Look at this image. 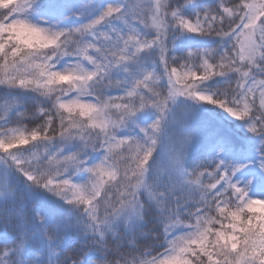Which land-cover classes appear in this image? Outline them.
I'll return each instance as SVG.
<instances>
[{
	"label": "trees",
	"instance_id": "16d2710c",
	"mask_svg": "<svg viewBox=\"0 0 264 264\" xmlns=\"http://www.w3.org/2000/svg\"><path fill=\"white\" fill-rule=\"evenodd\" d=\"M255 7L260 9L259 17L243 29ZM41 9L45 19L55 18L50 3L42 4ZM165 13L170 30L162 53L150 49L138 64L129 63L123 73L113 76L110 85L115 91L99 87L94 97L116 118L132 108L135 114L149 113V105L155 106L157 116L146 121L147 136L137 135L143 139L138 141L143 146L141 155L136 158L132 153L126 162L129 166L135 162L136 173H140L158 149L160 105L168 85L173 82L190 87L209 120L216 122L218 139L213 146L215 158L207 151L194 154L187 161L186 173L191 181L202 179L205 188L213 184L216 188L200 204L188 202L170 213L174 220L186 223L182 229L165 233L164 221L152 209L132 235L122 232L102 244L80 238L68 243L60 264L78 262L80 251H88L89 243H97L90 258L94 264H168L184 245L188 248L186 257L178 264H229V253L241 255L239 264H264V209L249 210L241 205L243 191L219 183L223 168H218L230 160H249L252 154L264 158V0H166ZM6 21L1 11L0 157L12 166L23 186H13L17 197L9 213L7 208H0L1 230L7 233V237L0 236V264L6 262L8 238L31 232L34 205L27 196L25 181L31 186L47 181L51 187L63 182L54 181L55 172L49 165L54 160L53 145L58 143L66 121L61 123L58 114L59 100L66 96L64 89L42 93L20 86L16 70L23 63L22 57L1 40L8 35ZM147 74L156 80L145 81ZM199 128L197 125V131ZM128 143L122 138L111 142L110 147L112 152L126 156L131 152ZM221 151L227 152L224 159L217 157ZM118 174L115 171L106 177L95 169L79 184L64 181L70 188L66 201L93 203L99 194L96 185L101 188L106 181L114 182ZM198 232L202 238L193 241Z\"/></svg>",
	"mask_w": 264,
	"mask_h": 264
},
{
	"label": "rangeland",
	"instance_id": "374dc122",
	"mask_svg": "<svg viewBox=\"0 0 264 264\" xmlns=\"http://www.w3.org/2000/svg\"><path fill=\"white\" fill-rule=\"evenodd\" d=\"M43 1L0 0V12H5L7 16L8 34L1 38L2 43L22 56L24 62L17 71L18 80L26 89L41 91H52L62 84L68 85L71 96L60 104L58 110V114L62 116L61 123L66 120L61 134L64 142H68L66 140L72 136L71 124L76 127L79 139L85 137L86 131L92 136L106 139L111 120L103 107L90 98V89L98 81L106 82L108 74L118 67L132 62L138 64L141 56L150 49L162 53L170 30L165 13L166 0H71L58 23L39 21L37 5ZM251 12L252 18H249L245 27L253 24L260 15L258 7ZM146 77L150 81L156 80L151 74ZM149 108V114L156 115L153 110L155 106L149 105ZM160 112L162 121L158 133L159 145L149 164L151 171L145 175L141 172L136 176L131 166L125 167L126 158L116 163L110 174L115 170L122 171L114 183L108 182L103 187L101 196L105 198L104 205L95 210L96 218L101 217L102 220L100 229L96 230L98 225L85 219L80 207H74L71 218H75L74 222L78 226L88 224L86 231L92 236L100 234L101 230L107 234L119 231L132 234L143 221L145 201L153 204L159 202L157 209L161 215L168 209L173 210L172 206H166L171 203L164 201L167 192H174L182 199L189 198L195 204L206 199L201 185L187 178L186 160L212 142H202V136H196L195 125H205L198 131L205 135L214 129L216 122L209 120L190 87L173 82L167 87ZM149 114L142 112L140 116H136L134 112L128 113L119 130L129 135L142 130L146 137L148 131L137 122L141 117L147 119ZM123 138L129 142L128 147L137 158L143 151L142 143L134 137ZM4 163L0 157V203L9 197L14 178ZM235 179H241L245 186L251 188L246 198V207L263 209L264 166L258 162L235 167L230 182L234 183ZM58 191L52 195V206H56L61 198ZM44 197L42 200L46 202ZM33 199L37 200L36 194ZM53 210L55 209H50L55 216ZM62 212V217L66 216V212L59 211L58 216L52 218L51 229L54 233L67 224L69 215L66 220H62ZM72 227L70 223L65 238L79 231H72ZM178 227L169 221L166 229ZM42 243L45 246L43 251L48 254L47 261L54 263L59 252L52 251V239L46 237L42 239ZM27 246V243L22 244L16 253V262L21 259ZM229 255V264L240 263L241 255ZM184 258L185 253L181 251L169 264H177Z\"/></svg>",
	"mask_w": 264,
	"mask_h": 264
}]
</instances>
